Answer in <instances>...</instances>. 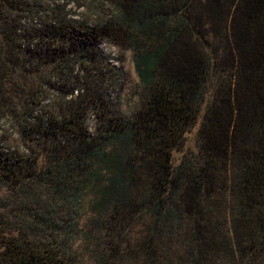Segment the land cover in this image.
Segmentation results:
<instances>
[{
	"label": "trees",
	"instance_id": "1",
	"mask_svg": "<svg viewBox=\"0 0 264 264\" xmlns=\"http://www.w3.org/2000/svg\"><path fill=\"white\" fill-rule=\"evenodd\" d=\"M90 3L0 0V264H264V0Z\"/></svg>",
	"mask_w": 264,
	"mask_h": 264
},
{
	"label": "rangeland",
	"instance_id": "2",
	"mask_svg": "<svg viewBox=\"0 0 264 264\" xmlns=\"http://www.w3.org/2000/svg\"><path fill=\"white\" fill-rule=\"evenodd\" d=\"M77 0H75L76 2ZM80 2H82L83 4H85L86 6L90 5L94 6H98L99 9L101 8V5L103 3V0H79ZM104 4V3H103ZM110 4L107 5V3L104 4V10L105 13H108L110 11ZM72 6H75L74 4ZM98 9V10H99ZM97 10L93 9L91 12H87L86 8L82 9L80 12L86 13L87 15H93L91 13L95 12ZM101 50L103 51V53L110 57V62L115 65L116 67H118L121 71H122V75H123V79L121 81V102L119 103L120 105V109L124 112V113H130L134 110L135 105H137V103L139 102V100L141 99V97H138V92H140L141 90V84H140V80L136 74L135 68H134V60H133V56L130 52H123L120 49L115 48L112 44H110L109 42H104L101 45ZM88 126L91 132H93V122L91 120H89L88 122ZM90 195L89 194H85V197L82 200V205L84 204V208H82V211L80 212V216L77 217V224H78V229H80V231H90V229H92V224L90 222L91 218H92V211L91 209L88 207V202L90 201V198H88ZM80 240L81 242L83 241V239H81V235H80V239L77 241L76 243V247L80 246ZM137 238L134 235V238L132 240L133 246H135L137 244ZM81 247L84 250V252L87 250L84 243H81ZM86 264H93V260L91 258V254L90 253H86Z\"/></svg>",
	"mask_w": 264,
	"mask_h": 264
}]
</instances>
